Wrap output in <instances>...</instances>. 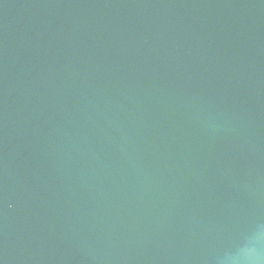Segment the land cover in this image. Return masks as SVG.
<instances>
[{"label": "water", "instance_id": "95a60500", "mask_svg": "<svg viewBox=\"0 0 264 264\" xmlns=\"http://www.w3.org/2000/svg\"><path fill=\"white\" fill-rule=\"evenodd\" d=\"M258 237L264 0H0V264H229Z\"/></svg>", "mask_w": 264, "mask_h": 264}, {"label": "clouds", "instance_id": "9594fccd", "mask_svg": "<svg viewBox=\"0 0 264 264\" xmlns=\"http://www.w3.org/2000/svg\"><path fill=\"white\" fill-rule=\"evenodd\" d=\"M264 237H258L244 247L229 260V264H264V246L259 242Z\"/></svg>", "mask_w": 264, "mask_h": 264}]
</instances>
